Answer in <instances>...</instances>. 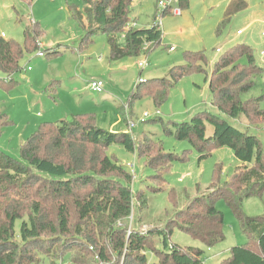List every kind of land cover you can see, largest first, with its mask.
<instances>
[{"label":"trees","instance_id":"obj_1","mask_svg":"<svg viewBox=\"0 0 264 264\" xmlns=\"http://www.w3.org/2000/svg\"><path fill=\"white\" fill-rule=\"evenodd\" d=\"M187 1L178 0L179 7ZM132 2L80 0V4L68 5L70 18L83 31L79 49L103 34L108 62L117 63L159 46L162 32L155 18L147 28H126L131 22ZM246 8L245 0H230L223 22ZM157 9L159 18L169 13L168 9ZM40 35L36 24L32 28L25 26L23 45L0 34V71L7 79L21 70L19 61L24 53L40 49ZM42 52L48 58L61 53L52 48ZM183 59V65L169 70L167 79L139 81L129 101L150 99L159 107L177 81L191 73L204 72L207 62L203 52L186 51ZM262 72L247 45L229 48L213 63L206 80L210 104L217 114H193L188 121L174 122L173 131H169L175 139L194 147L199 159L214 148L226 147L241 165L224 186L213 181L206 194L193 197L165 225L146 232L137 226L126 234L124 228L118 227L134 210L133 197L137 200L142 196L133 194L131 172L108 155L107 149L118 144L141 160L149 158L148 167L156 172L180 158L161 154L158 148L153 152L146 141L135 143L132 133L105 131L96 125L94 115L87 113L59 124L40 123L19 146L18 159L0 149V264H44L42 258L50 252L46 246L56 243L70 246L68 264H203L201 249L168 243L174 230L206 247L221 243L225 238L224 221L216 209L220 200L247 240L242 246L231 247L228 258L220 264H264V216L252 217L243 212L246 199L261 197L264 192V147L257 137L229 122L243 121L247 128L264 125L260 98L243 100ZM10 124L6 114L0 113V130ZM207 125L213 129L210 137L205 135ZM216 176L217 171L215 179ZM158 244L163 245L162 251L156 249ZM146 250L156 257L154 262L147 261Z\"/></svg>","mask_w":264,"mask_h":264},{"label":"rangeland","instance_id":"obj_2","mask_svg":"<svg viewBox=\"0 0 264 264\" xmlns=\"http://www.w3.org/2000/svg\"><path fill=\"white\" fill-rule=\"evenodd\" d=\"M229 1L188 0L183 7L175 5L180 10L179 16L168 13L160 18L162 41L159 46L137 57L110 63L103 34L96 35L86 48L79 49L83 31L70 18L67 6L80 4V0H0L1 35L23 45L25 26L32 28L36 24L41 30L37 40L41 51L52 48L61 52L51 58L37 57V50L24 53L19 61L21 70L14 73L11 80L0 71V113H5L11 122L0 130V149L18 159L19 144L25 142L41 122L59 124L76 114H93L101 129L132 133L136 136L135 143L146 141L154 148L153 152L158 148L161 154L170 153L180 158L156 172L148 167L149 158L141 160L118 144L107 149L108 155L131 172L133 194L142 196L137 200L133 197L134 210L118 227L124 228L127 234L137 226L146 232L149 228L165 225L190 199L206 194L213 181L224 186L241 165L226 147L214 148L205 158L199 159L194 147L187 141L175 139L169 131H173L174 122L188 121L193 114L205 111L217 114L210 104L206 78L221 53L239 45L251 48L255 63L263 72L243 100L260 98V107L264 109V0H245L247 8L224 23L223 14ZM157 8V0H133L131 23L141 29L151 26L154 18L158 22ZM170 47L174 51H168ZM186 51L205 54L204 72H194L177 81L159 107L150 99L129 101L139 81L167 79L173 66L183 65ZM139 62H145L144 67L139 68ZM92 79L103 82L102 93H86ZM144 113L148 114L146 123L137 124L128 132L125 120L136 123ZM229 122L257 137L264 147V125L247 128L243 121ZM212 132V127L207 125L206 137ZM131 164L135 167H130ZM216 209L224 221L225 238L221 243L206 247L199 240L174 230L168 244L201 249L203 264H220L227 259L231 247L242 246L247 240L223 201H217ZM243 212L252 217L264 216V192L261 197L246 199ZM46 247L50 252L42 258L44 264L69 263L70 246L56 243ZM156 249L162 251L164 248L158 244ZM146 258L149 263L156 260L149 250H146Z\"/></svg>","mask_w":264,"mask_h":264},{"label":"built area","instance_id":"obj_3","mask_svg":"<svg viewBox=\"0 0 264 264\" xmlns=\"http://www.w3.org/2000/svg\"><path fill=\"white\" fill-rule=\"evenodd\" d=\"M175 5H178V0H157V7L160 9H168L169 13L172 14L173 16H179L180 15V10L178 8H176ZM157 28L161 29L162 24H161V19L158 18V22L155 23ZM134 23H129L128 26L126 27L127 29L129 27H134ZM237 34H240V32H237ZM3 36V35H2ZM169 51H174L173 47L169 48ZM218 52V51H217ZM37 57H42L43 56V52L39 49L36 53ZM145 62H139L137 63V66L139 68L144 67ZM29 70V69H28ZM103 87L104 84L102 81L99 80H95L92 79L91 81L88 82V86H87V90L92 92V93H96V94H100L103 92ZM157 114V113H156ZM148 118V114L144 113L142 115V117L136 121V123H134V121H132L131 119H127V129L130 132L137 124H143L146 122ZM130 167H133V165L131 164Z\"/></svg>","mask_w":264,"mask_h":264},{"label":"crops","instance_id":"obj_4","mask_svg":"<svg viewBox=\"0 0 264 264\" xmlns=\"http://www.w3.org/2000/svg\"><path fill=\"white\" fill-rule=\"evenodd\" d=\"M239 35V34H238ZM86 87V86H85ZM89 91L88 90H86V93H88ZM42 123V122H41ZM129 132V131H128ZM28 138V137H27ZM0 141H1V139H0ZM22 144V143H21ZM21 144H19V146L21 145ZM0 145H2L1 144V142H0ZM4 151V150H3ZM5 152V151H4ZM7 153V152H6Z\"/></svg>","mask_w":264,"mask_h":264}]
</instances>
